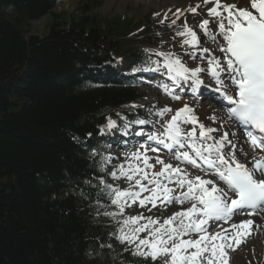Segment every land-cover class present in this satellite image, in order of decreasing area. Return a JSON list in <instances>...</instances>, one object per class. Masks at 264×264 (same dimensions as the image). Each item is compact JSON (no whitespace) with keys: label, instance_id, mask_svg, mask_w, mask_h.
<instances>
[{"label":"trees","instance_id":"16d2710c","mask_svg":"<svg viewBox=\"0 0 264 264\" xmlns=\"http://www.w3.org/2000/svg\"><path fill=\"white\" fill-rule=\"evenodd\" d=\"M65 1L0 0V264H154L107 214L119 211L101 180L114 134L99 135L142 97L119 71L153 60L152 13L80 0L67 21L54 12ZM45 16L47 34L26 37Z\"/></svg>","mask_w":264,"mask_h":264},{"label":"snow or ice","instance_id":"6c2138e0","mask_svg":"<svg viewBox=\"0 0 264 264\" xmlns=\"http://www.w3.org/2000/svg\"><path fill=\"white\" fill-rule=\"evenodd\" d=\"M197 9L207 18L196 28L215 47L211 50L203 47L197 31L188 26L186 20L177 35L183 37L184 45L193 49L189 55L194 58L197 49L201 54H209L207 67L189 69L174 53L156 55L163 57L162 68L169 79L177 85L179 80L191 81L193 92L203 85L200 73L210 74L216 84L214 91L232 105L230 118L246 129L252 149L251 166L238 159L235 143L227 132L213 136L217 129L206 127L195 110L187 105L171 116L159 136L150 134L148 140L163 145L170 152L178 147L179 154L172 152L176 160L208 172L215 180L192 177L185 169L165 163L159 157L156 163L161 165V170L156 172L155 165L149 162L148 149L131 153L127 167L116 166V171L110 175L116 180L125 179L129 186L122 190L106 185L111 204L119 209L107 214L114 219L124 217L118 220L119 239L134 245V254L154 262L161 259L162 264H227V250H234L233 241L238 245L250 234L254 222L251 219L233 222L222 231L210 232L209 229L220 226L221 222L233 221L237 215L264 212V0H202L187 11L198 14ZM181 15L178 10L177 18ZM175 23L173 20L172 24ZM211 52L222 55H211ZM151 63L155 67L150 65L136 71H161L158 61ZM173 99L180 96L174 95ZM171 111L165 107L157 115L164 117ZM135 123L144 125L147 121L138 119ZM185 125L191 127L186 129ZM107 127H116V122L109 119ZM218 182L224 186H218ZM158 201L162 206L188 203L190 207L162 222L143 214L124 216L125 209L132 205L145 208L151 204L156 208ZM142 233L146 235L141 236Z\"/></svg>","mask_w":264,"mask_h":264},{"label":"rangeland","instance_id":"374dc122","mask_svg":"<svg viewBox=\"0 0 264 264\" xmlns=\"http://www.w3.org/2000/svg\"><path fill=\"white\" fill-rule=\"evenodd\" d=\"M79 1L80 0H68L65 3L59 4L54 10V12L58 14L59 17L65 18L67 21H69V17H72L77 14L79 15V7H81ZM201 3L202 0H107L105 6L100 10L96 11V13L103 16L131 15L132 19L139 21L141 18L143 19L150 12L158 17L156 21L160 23H164V21L167 19L172 21L176 20V23L174 24L173 34H171L167 28L157 30V33H159L161 36V42L163 44L161 47V52L174 53L189 69H195L197 67L206 68L208 55L201 54L198 49L196 50L197 55L195 58L192 55H189V53L193 52V49L190 48L186 52L180 49L183 44V37L177 35V32L180 30L186 20L188 26L193 27L194 30L197 31V34L201 38V45L203 47H208L209 49L214 48V45L211 44V42L208 41L205 37H203L202 32L198 28H196V25L202 19H204L206 14L202 13L200 9H197L198 14H193L187 11L189 7H195L197 4ZM178 10H180L182 13L179 18H177L176 16ZM165 17H167V19H165ZM50 22V16H45L37 21L32 22L30 32L29 34H27L26 37H44L49 30ZM201 55H203L205 58L201 59ZM204 76H210V74L201 72L200 77L202 78ZM207 80L210 82L209 77H207ZM180 81L181 80H179L180 86L184 85ZM190 82L191 81H189V83ZM189 83L187 82V85H189ZM162 87L163 90L160 91ZM165 87L168 89L166 84L162 86L157 83L153 90L148 92V99H146L144 103H151V105L154 104L157 111H160L165 107L170 108L172 110L170 113L174 114L176 112V109L182 107V103L177 102L174 105L172 95L165 94ZM184 95L186 96V94ZM208 107H210V112H207ZM203 111H205L203 112V114L206 113V119L208 120V122L214 124V121L211 119V115H209V113L218 114V108L212 106H205L203 107ZM165 117L167 116L165 115ZM153 128H155V126ZM125 154L127 153L117 154V156L122 157L126 160L127 157L123 156ZM157 166L159 167L160 165L158 164ZM129 209L130 211H139L143 208L139 207L138 205H132L131 207H129ZM176 210L181 211L182 208L178 209V206L176 204L175 209H171L168 214ZM129 216L132 215L130 214ZM247 248L232 253L227 250V263L230 262V264H264V245L260 246L259 249H256L254 247H250L248 249Z\"/></svg>","mask_w":264,"mask_h":264},{"label":"bare ground","instance_id":"6f19581e","mask_svg":"<svg viewBox=\"0 0 264 264\" xmlns=\"http://www.w3.org/2000/svg\"><path fill=\"white\" fill-rule=\"evenodd\" d=\"M238 6H239V5H238ZM209 7H211V5H209ZM253 11H254V10H253ZM211 55H222V54H220V53H218V52H215V53H214V52H211ZM218 126H220L222 129L226 130V128H230V126H231V121H229V122H225V123H223V122H219ZM236 136H239V135H236ZM256 151L259 152V150H256ZM248 165L251 166V164H249V163H248ZM249 219H251L254 223H253V225L250 226V227H251V232H250V234H248L247 236L243 237L242 240H241V242H240V243L244 244L245 246L248 245V244H250V243L252 242V236H253V234H254V230L256 229L255 221L259 222L258 219H255V220H254L253 218H249ZM231 223H233V222H230L229 224L222 226V227L219 228L218 230L221 231V230H223V229H225V228H229V225H230ZM258 232H259V231H258ZM262 234H264V232H263ZM262 234H261V235H262ZM233 247H234V248L238 247V245H236L234 241H233ZM231 250H233V249H231Z\"/></svg>","mask_w":264,"mask_h":264}]
</instances>
